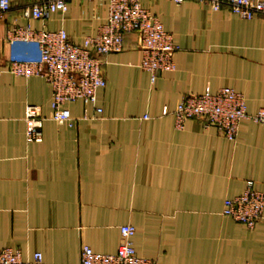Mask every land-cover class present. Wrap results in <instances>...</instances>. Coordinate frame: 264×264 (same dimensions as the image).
<instances>
[{"label": "crops", "instance_id": "0c3cea01", "mask_svg": "<svg viewBox=\"0 0 264 264\" xmlns=\"http://www.w3.org/2000/svg\"><path fill=\"white\" fill-rule=\"evenodd\" d=\"M9 1L0 17V249H19L26 264H77L82 246L116 253L119 228L132 225L137 255L156 264H264V209L253 229L222 215L248 182L264 194V124L241 120L231 141L197 119L178 129L173 114L183 96L207 88L232 89L249 114L264 112V16L143 0L172 35L174 69L152 79L136 34L126 33L121 51L102 56L96 105L68 103V124L50 118L43 77L9 72L11 29H62L78 45L106 23V4L69 0L43 23L17 9L37 0ZM27 106L44 117L40 143L26 139Z\"/></svg>", "mask_w": 264, "mask_h": 264}, {"label": "built area", "instance_id": "2783aa9c", "mask_svg": "<svg viewBox=\"0 0 264 264\" xmlns=\"http://www.w3.org/2000/svg\"><path fill=\"white\" fill-rule=\"evenodd\" d=\"M69 0H37L18 7L24 19H38L43 23L53 12H65ZM107 8V21L94 36L85 37L81 44H73L62 29L49 31L45 27L33 30L28 26L14 25L11 29L8 70L15 76L43 77L51 87V119L71 124L74 118L66 107L81 101L95 106L97 91L106 85L102 75V56L123 49L126 33H135L142 52L141 68L151 73L172 71L173 54L177 47L172 35L165 31L158 17L143 5V0H98ZM180 4L184 0H172ZM211 10L226 9L242 19L264 16V0H198ZM9 0H0V17L12 10ZM0 54V75L2 73ZM101 113L100 108H95ZM175 126L183 128L187 119H197L205 127H215L231 141L236 139L240 121L250 119L264 124V112L249 114L245 97L232 89L220 88L215 92L205 89L182 97L174 110ZM26 139L40 143L43 139L44 117L37 106H27L25 111ZM264 194L248 182L242 194L223 202L222 215L231 217L248 229H253L261 219ZM121 242L114 254L94 252L82 246L77 264H156V261L137 255L133 246L135 227L119 228ZM40 253L33 262L40 263ZM0 264H26L21 251L0 249Z\"/></svg>", "mask_w": 264, "mask_h": 264}]
</instances>
